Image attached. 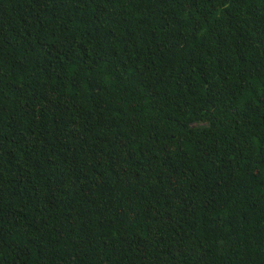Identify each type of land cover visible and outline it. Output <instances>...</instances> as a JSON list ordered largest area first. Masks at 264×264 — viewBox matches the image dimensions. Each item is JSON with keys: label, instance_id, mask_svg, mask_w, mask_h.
<instances>
[{"label": "trees", "instance_id": "1", "mask_svg": "<svg viewBox=\"0 0 264 264\" xmlns=\"http://www.w3.org/2000/svg\"><path fill=\"white\" fill-rule=\"evenodd\" d=\"M0 264H264V0H0Z\"/></svg>", "mask_w": 264, "mask_h": 264}]
</instances>
